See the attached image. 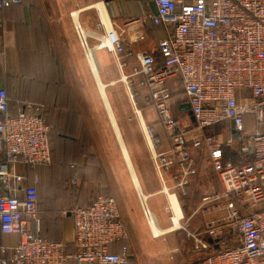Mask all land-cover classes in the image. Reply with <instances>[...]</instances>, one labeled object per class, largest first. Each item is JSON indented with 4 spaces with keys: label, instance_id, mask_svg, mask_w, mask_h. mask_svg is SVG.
Masks as SVG:
<instances>
[{
    "label": "built area",
    "instance_id": "1",
    "mask_svg": "<svg viewBox=\"0 0 264 264\" xmlns=\"http://www.w3.org/2000/svg\"><path fill=\"white\" fill-rule=\"evenodd\" d=\"M154 1L156 15L150 20L170 30L157 42V57L127 52L117 32L103 30L101 22L96 30L105 33L93 36L95 48L109 52L121 73L128 67L126 59L137 63L121 79L129 84L140 79L136 86L147 90L143 99L157 111L169 142L167 151L158 152L159 139L146 129L150 159L167 197L163 207L168 221L174 225L175 213L166 185L172 181V189L184 191L195 175L193 151H202L218 176L222 191L205 200L219 202L223 215L209 221L203 232L188 233L194 252H204L198 264H264V0ZM20 3L0 0V9ZM74 32L88 58L87 32L78 23ZM173 78L179 79L192 112L194 121L187 125L170 107L173 95L167 82ZM129 95L133 99L137 93L129 90ZM25 109L9 114L7 91L0 89V234L18 237L16 245L0 247V264H130L128 231L111 196L99 195L72 211L71 250L38 234L39 194L35 186L24 185L27 178L18 167L51 164L50 129L40 106ZM247 120L252 130L246 129ZM215 127L229 137L206 132ZM234 144L239 145L238 161L231 160ZM79 184L71 182L73 188ZM136 191L150 230L154 216L147 197Z\"/></svg>",
    "mask_w": 264,
    "mask_h": 264
},
{
    "label": "crops",
    "instance_id": "2",
    "mask_svg": "<svg viewBox=\"0 0 264 264\" xmlns=\"http://www.w3.org/2000/svg\"><path fill=\"white\" fill-rule=\"evenodd\" d=\"M21 3L8 9H0V89L7 91L9 98V114L15 115L24 110L26 104L39 105L44 109L43 113L47 115L48 123L55 134L49 136L50 145V161L51 166L39 167L37 169L19 166L18 171L25 174L27 180L24 185L35 186L37 194L42 184H45L48 199V212L42 216L39 210V197L37 203L38 210V229L37 232L42 237L52 242H64L68 244L69 250L73 243L74 225L71 216L72 211L77 207L88 206L99 194H109L116 202L120 217L126 225L129 240L135 230L140 229L141 224L148 228L149 235L151 233L147 223L145 222L142 209L139 205L137 188L134 185L133 178L130 176L128 165L124 160L121 144L125 149V153L130 159V163L137 176L139 184L138 190L147 197V207H149L154 216L157 227L167 230L171 226L168 221V215L164 211V205L167 204V197L162 193V183L155 169L152 159H150V146L146 135V129H152V133L160 141L158 152L167 151L169 142L166 134L159 123L157 111L148 106L143 97L147 96V90L138 89L137 95L141 96L142 106L135 112L138 116L139 127H141L142 135L149 149V154L145 153L142 143L134 141L130 132V126L127 121L128 112L120 103L118 93L114 92V86L120 82L122 75H128L131 69L137 65L134 58L126 59L128 67L121 71L114 62L113 56L104 49L97 50L96 34L103 35L105 29H112L117 32L123 47L127 52L144 51L157 57V42L163 39L170 30L156 26L150 20L149 16L156 15V5L154 0H20ZM192 2L194 0H187ZM102 23L103 27L100 31L96 30V25ZM78 23L84 32L88 34V45L92 48L94 62L97 67H93L91 71L88 58L79 46L74 25ZM82 53L81 62L85 63L90 70L91 77L95 81L98 95L100 96L104 111L107 113L110 128L118 144L122 163L125 165L129 183L125 184V179H120L118 172L111 169L107 173L106 163H103L99 155V148L105 146V138L107 134L101 131L97 125L92 124L90 117L93 114L83 107V98L81 96L78 62L79 53ZM111 62V65H110ZM83 63V64H84ZM98 68V69H97ZM122 80V79H121ZM137 80L134 79L135 85ZM103 86L102 93L99 84ZM170 92L173 95L171 106H178V102H173L174 96H182V103L185 104L184 95L181 90L179 79L173 78L167 82ZM170 106V107H171ZM88 109V108H87ZM185 111V110H181ZM179 117L187 118L190 121L188 112ZM177 118V117H176ZM122 128L131 138L132 143L136 146L134 160L129 154V150L124 141ZM157 128L165 135L164 142L157 134ZM219 128V127H217ZM220 129V128H219ZM224 131V130H223ZM102 132V133H101ZM121 144H119V138ZM229 134L227 132V139ZM223 139V138H222ZM150 141V140H149ZM68 146V150L63 151ZM88 148H95V153ZM97 155V156H96ZM97 159V166L105 172L104 180L96 175L95 165L91 163L88 157ZM81 157V158H79ZM86 157L89 159L86 161ZM91 163V164H90ZM139 167V170L137 168ZM140 171L141 177L138 175ZM38 181H35V178ZM110 186L105 185V180ZM152 179L156 181V187L151 188L145 181ZM78 180L81 187L76 193L71 190V182ZM195 187H188L195 190L196 195L205 193L212 196L208 184L205 182L194 183ZM79 187V186H78ZM56 188L63 198L64 205L62 208H72L70 211H61L60 208L54 209V199L57 196ZM167 189L169 183L166 185ZM175 196L178 204L181 197L180 191L175 190ZM170 193V192H169ZM210 194V195H209ZM212 194V195H211ZM67 199V200H66ZM59 212V213H58ZM222 213H224L222 211ZM60 214V216H59ZM214 211L203 210L199 214L197 211L186 219L190 221H204V225L194 226L198 233H201L206 224L214 219ZM214 216V217H213ZM222 216V215H221ZM220 217V216H219ZM70 218L69 221L66 219ZM183 219V213H182ZM181 219V220H182ZM59 220V221H58ZM64 220L67 225L66 230H62L59 225ZM206 220V221H205ZM162 222V223H161ZM189 223V222H188ZM64 224V225H65ZM165 224V225H163ZM182 230V229H181ZM179 231V230H178ZM141 233V231H140ZM169 232L166 235H173ZM142 235V233H141ZM176 237V235L174 236ZM151 239H158L152 238ZM129 241V252H130ZM18 237L0 234V247H9L16 245ZM4 258L7 253L3 254ZM131 256L130 264L136 260Z\"/></svg>",
    "mask_w": 264,
    "mask_h": 264
},
{
    "label": "rangeland",
    "instance_id": "3",
    "mask_svg": "<svg viewBox=\"0 0 264 264\" xmlns=\"http://www.w3.org/2000/svg\"><path fill=\"white\" fill-rule=\"evenodd\" d=\"M82 53H79V64H80V70H79V76L80 80H82L80 84V91H81V96L83 98V107H87L86 110L88 112L97 114L96 116L93 114L92 117H90L91 123L97 125L98 128L103 132L107 134V137L105 138V146L103 145L102 147L99 148V155L101 157V160H103V163H106V172L109 173L111 172V169L118 172V175L120 176V179H125V184L129 183L125 165L122 163L121 159V154L120 150L118 147V144H116L112 128H110L109 124V119L107 116V113L104 111L103 103L98 95V90L95 81L91 77V73L89 70V67L84 63L81 62V57ZM83 57V56H82ZM111 65V62H110ZM135 82V81H134ZM129 84L126 83L123 79L120 82H117L116 86H114V92L119 95L120 98V103L125 107V110L128 112L127 116V121L130 128V132L133 136L134 141L137 140L139 143H142V148L145 153L149 154V149L147 147V144L145 143V140L142 135L141 127H139V121H138V116L136 112L134 111L135 108L138 110L142 106V98L140 95L135 96L134 98L131 99L129 95V90L130 93L133 95L138 92L137 86L135 83ZM129 88V89H128ZM141 98V99H140ZM182 96H174L173 97V102H178L180 105L182 103ZM178 106H171V110L173 111V115L176 119L179 120V117L182 116V113L185 114V111L179 110V105ZM36 106V105H34ZM39 106V105H38ZM41 107V106H40ZM42 109V107H41ZM44 109H42L43 111ZM44 112V111H43ZM183 124L187 125L188 121L187 118L183 117ZM45 123L49 125L47 115H45ZM103 127V128H102ZM48 128L50 129V135L55 134L54 130L51 129L49 126ZM252 130L254 126L249 122V120L246 121V129ZM123 132V137L124 141L127 145V148L129 150V154L131 158L134 161V165L137 166V161L134 160L135 157V152H136V144L132 143L131 138L129 135H127L126 131L122 128ZM207 133H218L223 140H226L225 138L227 137V131L219 130V128L215 127V129H210L206 131ZM102 133V132H101ZM157 134L160 136V139L162 142H164L165 135L163 132L160 130V128H157ZM229 134V133H228ZM239 145L234 144L233 148L231 149V160L238 161L240 160L239 155L237 154L238 152ZM68 150V146L66 148V145L63 149V151ZM92 151L95 153V148H88V150ZM193 157L196 159L195 165H194V170H195V175H192L189 178V182L184 188V191H180L179 193L181 194V197L179 199L180 203V208L183 213V219L180 220L182 230H179L177 232H173V235H166V236H161L158 239H151L149 235L148 228L144 226V224H141V228H138V225L135 226V230L133 232V235L131 236V241H130V254L136 258V260L132 261L131 264H198L202 257L204 256V252L202 253H196L193 250V239L188 235V233L192 232H198V230L194 228L196 225H204L205 222L202 220L201 221H193L194 223L191 225L190 221H186L188 217H190L193 212L195 213L196 211L201 214L203 213V210H208L210 209L211 211H214L216 214H214V218L221 217L223 215L222 210L220 209L219 202H210L208 200H205V198H210V196L206 195L205 193H201V195H196L195 190L189 189L188 187H195L194 183H200L205 182V184L209 186L210 193L212 192L213 195L219 194L222 190L220 189V182L218 179V176L216 173H214L211 164L208 161V158H206V155L202 151H193L192 152ZM97 156V155H96ZM92 157H88L91 160V163H94L95 165V171L96 175L99 176L101 180H104V175L103 173L105 172L104 168L100 169L97 165V159H94ZM81 158V157H79ZM86 157V161L89 160ZM90 163V164H91ZM153 163V162H152ZM53 165L51 163L49 166ZM137 168V167H136ZM139 170V167L137 168ZM138 175H140V171H138ZM126 177V178H125ZM142 178V177H141ZM169 180V177L166 181ZM144 182L148 185H151V188L156 187V181L152 179V182L150 180ZM80 185L81 182L79 181ZM73 188L71 186L72 192L76 193L79 188ZM105 185L110 186V179L109 183L107 180H105ZM173 182L169 181V187H172ZM176 189H170L169 192L171 194L176 193ZM179 191V190H178ZM56 193L57 196L54 199V209L60 208L59 212L63 211H70L72 208H67L64 209L62 206L64 205V200L63 198H59L58 195L61 194L59 192L58 188H56ZM39 194V210L43 215H46L48 210V199H49V194L47 193L45 184H42V187L39 188L38 190ZM211 194V195H212ZM101 195V194H99ZM103 195V194H102ZM109 195V194H105ZM210 195V194H209ZM212 195V196H213ZM67 200V199H66ZM58 212V213H59ZM60 216V214H59ZM182 216V215H181ZM67 221L70 220V218L66 219ZM59 221V220H58ZM206 221V220H205ZM65 221L62 220V222H59V225L62 226V230L65 231L67 225L64 223ZM162 223V222H161ZM170 223V221H169ZM65 224V225H64ZM165 225V224H163ZM205 229V228H204ZM203 229V231H204ZM142 235H141V233ZM202 231V232H203ZM176 235V237H174Z\"/></svg>",
    "mask_w": 264,
    "mask_h": 264
},
{
    "label": "bare ground",
    "instance_id": "4",
    "mask_svg": "<svg viewBox=\"0 0 264 264\" xmlns=\"http://www.w3.org/2000/svg\"><path fill=\"white\" fill-rule=\"evenodd\" d=\"M88 63L90 64L91 71H94L93 70V67H95V66L97 67V65L94 62V58H93L92 52H90L88 54ZM98 85H99V89H100V91L102 93L103 86L100 85V83ZM117 136L119 138V134L118 133H117ZM147 140H148L147 143H149V146H150V149H151V143H150V141H149L148 138H147ZM119 144H121L120 138H119ZM121 147H122V151H123V155H124V160H126L127 165H128V169H129V172H130V176H132L134 185H135V187L138 190L139 184H138V181H137V176L134 175V172H133V169H132V166H131V163H130V159H128V156L126 155L127 153H125V149L123 147V144H121ZM168 197L170 199L171 207L173 208V211L175 213V217L173 219L174 225L171 224V226L169 227V229L162 230V229H160V228L157 227L156 223L150 222L151 223V226H150V233H151V235L154 234V236H163L165 234H169V232H177L178 230H181L182 229V226H181V223H180V220L182 219V216H181L182 215V211H181V208H180V206L178 204L177 198H176L175 195H173V194H171L169 192H168Z\"/></svg>",
    "mask_w": 264,
    "mask_h": 264
},
{
    "label": "water",
    "instance_id": "5",
    "mask_svg": "<svg viewBox=\"0 0 264 264\" xmlns=\"http://www.w3.org/2000/svg\"><path fill=\"white\" fill-rule=\"evenodd\" d=\"M180 110H185V111H187V112H188V115H189V117H190V121H191V122L194 121V120H193V117H192V112H191V110H189V106H188V104H184V105H182V107H180ZM233 134H236V132H233ZM208 242H209V243H213L212 239H209ZM215 249H217V246H215Z\"/></svg>",
    "mask_w": 264,
    "mask_h": 264
},
{
    "label": "trees",
    "instance_id": "6",
    "mask_svg": "<svg viewBox=\"0 0 264 264\" xmlns=\"http://www.w3.org/2000/svg\"><path fill=\"white\" fill-rule=\"evenodd\" d=\"M30 104V103H29ZM28 104H26L25 105V107L27 106ZM31 105H33V104H31ZM24 110H26L25 108H24ZM41 113H42V117L44 118V120H45V113H43V111H42V109H41ZM51 134V133H50ZM39 167H46V166H39ZM38 167V168H39Z\"/></svg>",
    "mask_w": 264,
    "mask_h": 264
}]
</instances>
